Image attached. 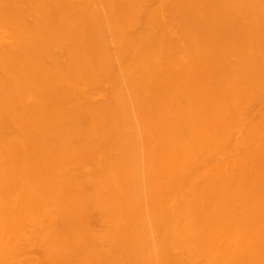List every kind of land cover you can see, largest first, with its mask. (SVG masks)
<instances>
[{
  "label": "bare ground",
  "instance_id": "6f19581e",
  "mask_svg": "<svg viewBox=\"0 0 264 264\" xmlns=\"http://www.w3.org/2000/svg\"><path fill=\"white\" fill-rule=\"evenodd\" d=\"M0 264H264V0H0Z\"/></svg>",
  "mask_w": 264,
  "mask_h": 264
}]
</instances>
